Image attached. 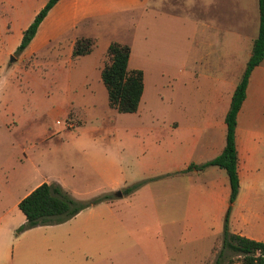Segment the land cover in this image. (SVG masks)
<instances>
[{"label":"crops","instance_id":"obj_1","mask_svg":"<svg viewBox=\"0 0 264 264\" xmlns=\"http://www.w3.org/2000/svg\"><path fill=\"white\" fill-rule=\"evenodd\" d=\"M46 1L0 0V5L10 7L13 11L12 26L9 22L5 27L0 24V46L6 54L14 53L22 31ZM149 2L57 0L19 54H34L51 47L53 41L65 38L70 56L73 41L79 37H89L94 39L91 51L73 60L85 58L96 45L97 29L104 27L114 16L144 11ZM199 8L200 39L191 41L194 48H187L190 65L185 69L189 70V76L178 81L172 92L171 118L149 114L145 117L151 119L148 126L141 124L120 134V147L127 153L126 158L122 156L120 159L122 170L116 177L103 173L101 182H104L95 188L96 195H107L110 191H118L120 195L114 192V197L107 196L87 207L96 211L98 216L92 224L100 233L103 242L101 250L104 253H96L92 245V254L85 255L78 250L68 256L63 253V260H56V264H96L112 260L150 264L153 257L144 253H129L131 249L127 247L132 245L133 237L123 216L130 213L115 210L113 200L122 197L126 187L151 177L156 179L159 191L149 193V197L152 201L157 196L165 199L161 203L159 201V206L151 208V211L155 214L171 212V227L165 224L164 231L167 233L171 229V243L176 232H181L185 237L184 246L191 248L176 255L177 251L173 247L171 262L211 264L214 247L220 242L228 207V230L264 243V57L249 72L244 98L235 117L238 188L234 200L229 203V184L222 169L205 166L183 171L187 165H200L221 151L225 135L224 114L258 28L257 0H199ZM119 42L126 43L123 40ZM108 43H105V48ZM130 51L127 66L131 59ZM160 124L164 127H160ZM91 133L81 129L77 131L78 136ZM81 141L91 146L96 144L97 139L86 135ZM102 150V163L110 164V148L105 146ZM90 177L93 179L89 171L86 178ZM41 182L38 181L20 197L14 198V205L17 206V202ZM135 192L133 190L129 195ZM8 197L10 190L5 191L0 198V264H45L49 256L44 253V248L36 245L21 247L11 254L10 260L9 257L7 259V234L24 220L22 213L21 220L9 215L10 208L6 210L4 207ZM145 209L148 208L135 210L144 214L147 213ZM110 244L119 247V250L111 252Z\"/></svg>","mask_w":264,"mask_h":264},{"label":"rangeland","instance_id":"obj_2","mask_svg":"<svg viewBox=\"0 0 264 264\" xmlns=\"http://www.w3.org/2000/svg\"><path fill=\"white\" fill-rule=\"evenodd\" d=\"M12 15L10 7L0 5L3 27L8 22L12 26ZM199 15V0H150L144 11L114 16L97 29L91 54L77 61L68 55L65 38L31 55L16 51L6 54L0 46V198L10 190L4 205L6 210L10 208L9 215L22 219L13 199L40 180L58 183L69 196L85 201L99 195L95 188L104 182H101L103 173L110 177L120 174V159L127 156L120 147V134L141 124L148 126L151 119L145 117L149 114L171 118L172 92L178 81L189 76V70L185 69L190 65L187 48H194L191 41L200 39ZM119 39L131 50L127 67L139 68L143 73L142 94L137 110L132 113L117 112L108 106L97 72L108 60L105 43ZM79 129L93 132L86 135L94 136L96 144L88 146L82 142L86 135L78 136ZM105 146L112 155L110 164L100 159ZM89 171L93 179L86 178ZM84 178L89 183H84ZM155 181L153 177L137 181L134 195H129L131 190L113 200L115 210L130 213L123 216L133 237L127 248L131 249L129 253L153 257L150 264H188L171 262L173 247L176 255L191 248L184 246L181 232H176L171 243V229L164 231L165 224L171 227V212L151 211L165 200L157 196L152 201L149 197V193L159 191ZM114 192L107 196L114 197ZM87 207L57 224L17 231L24 220L17 223L6 237L7 259L19 248L30 245L44 248L49 256L45 264H56V260H63V253L68 256L77 250L90 255L92 245L96 253H104L100 233L92 224L98 216ZM143 208H148L147 213L135 210ZM109 246L111 252L119 250L115 245ZM219 246L220 242L214 253ZM227 256L234 258L231 251H227ZM96 264L139 263L112 260Z\"/></svg>","mask_w":264,"mask_h":264},{"label":"trees","instance_id":"obj_3","mask_svg":"<svg viewBox=\"0 0 264 264\" xmlns=\"http://www.w3.org/2000/svg\"><path fill=\"white\" fill-rule=\"evenodd\" d=\"M57 0H47L36 12L32 21L22 31L19 44L15 51L20 52L31 40L39 22L45 16L49 8ZM258 28L251 42L250 54L246 60L244 69L236 83L229 99L228 108L224 114L225 135L224 145L221 151L212 159L200 164H189L183 171L191 168H203L216 166L222 169L229 184V203L237 193V157L234 144L235 117L244 98L247 77L250 70L264 57V0H257ZM94 44V39L89 37L76 38L71 47L70 57L88 54ZM108 58L99 70V79L106 91V100L109 107L117 112H135L143 90V73L139 68H128L129 46L124 43L111 41L105 48ZM139 182H135L124 189V192L133 190ZM107 198V195H98L89 200L79 201L69 196L57 183L41 182L32 188L18 202L17 208L24 216V221L18 226L17 231H22L36 225L61 223L79 210L89 205L96 204ZM226 210L220 238V246L214 254L211 264H264V243L244 236L232 233L227 228ZM231 251L233 257L227 256Z\"/></svg>","mask_w":264,"mask_h":264},{"label":"water","instance_id":"obj_4","mask_svg":"<svg viewBox=\"0 0 264 264\" xmlns=\"http://www.w3.org/2000/svg\"><path fill=\"white\" fill-rule=\"evenodd\" d=\"M12 59V58H11ZM115 194L117 195V196H119L120 195V193L117 191V192H115Z\"/></svg>","mask_w":264,"mask_h":264}]
</instances>
